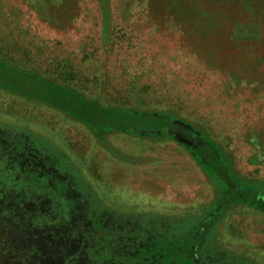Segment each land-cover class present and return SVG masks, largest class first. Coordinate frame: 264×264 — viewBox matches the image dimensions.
I'll return each mask as SVG.
<instances>
[{"label": "rangeland", "instance_id": "374dc122", "mask_svg": "<svg viewBox=\"0 0 264 264\" xmlns=\"http://www.w3.org/2000/svg\"><path fill=\"white\" fill-rule=\"evenodd\" d=\"M0 57L103 106L173 116L188 136L97 137L0 89V128L67 156L94 199L81 200V224L68 231L43 182L18 176L28 182L19 191L1 183V234L15 224L37 233L45 249L27 254L28 264H182L190 260L188 233L206 213L213 232L191 262L217 264L232 252L264 264V208L232 196L236 187L264 190V0H0ZM211 154L233 190L205 173Z\"/></svg>", "mask_w": 264, "mask_h": 264}, {"label": "trees", "instance_id": "16d2710c", "mask_svg": "<svg viewBox=\"0 0 264 264\" xmlns=\"http://www.w3.org/2000/svg\"><path fill=\"white\" fill-rule=\"evenodd\" d=\"M0 89L58 110L81 122L97 137L115 131L156 137H162L163 135V138L175 137L183 142H186L188 137L183 133L185 128L183 121L173 116L167 117L165 115L154 114L139 116L134 112L103 106L97 99L87 97L74 85L60 83L59 81L43 77L38 70H24L17 66L10 65L9 62L1 57ZM190 138L192 144L193 137L190 136ZM0 156H2V160L5 158L4 161L6 162H4V167H0V184L2 183L3 185L5 181V185L9 189L19 191L23 188V185L28 184V182L21 181L18 176L37 180L39 182L41 181L46 185L47 190H49L47 191L48 194H51L54 198H58V206L61 209L59 218L62 223L68 222V231L71 229V224L74 225L75 222L81 224L79 218L83 207L81 206V200L84 199L85 196L91 197L87 195L88 193H84L85 190H81V188H87L85 186L86 183L83 180L79 185V181L77 180L78 174L73 171L67 156L27 132L3 128H0ZM200 157V154L196 155L195 160L202 162V157L201 159ZM25 165L26 168L24 169ZM203 167L207 176L215 182L217 186H227L229 189L233 190L230 187L232 182L229 178L228 171L221 160H218L217 156L212 154L208 155ZM29 172L33 173V175H28ZM31 183L30 181L29 184L31 185ZM77 186L80 189H78ZM240 192V187H236L234 194L232 192L230 194H233L232 196L234 199L240 200V198H243L253 206L259 204L264 208V198H262V196L260 197V195H264L263 189H252L247 185V187L242 189V194H240ZM224 199L225 198L220 199L221 204L226 205V203H230V201H227L228 199ZM214 211L215 209L212 213H214ZM207 216V213L204 214V217H202L204 219L198 220L193 226L192 231H189L188 239H190L191 242L186 246L190 248V252L187 254L190 260H184L182 264H199L194 259L191 262V257L192 255L193 258L197 255H200L199 257L202 256V241L206 240L207 234L210 233V231L213 232L211 227L213 222H210L211 225L208 224V222L207 224L204 222ZM15 227V224L11 228L8 227V235L3 236L4 233L1 234V230L4 229L5 226H0V257H5L4 260L0 262H2V264L32 263V260L27 262L23 259L29 253L34 255V257L38 256L41 254V251L45 249H41L38 245V238L33 237L34 234L37 233L32 230L28 232L26 229L22 228L16 229ZM47 233L52 234V232L48 230ZM204 236L205 238L202 240ZM29 239L35 242L29 245ZM158 245L159 242H155V245H152L154 246L152 250L157 248ZM169 247L173 249L174 252L175 245L170 244ZM228 254L229 256L227 258L221 259L226 260L225 262L222 261V264H250L248 258H242L232 252ZM221 260L215 262L220 264ZM148 264L158 263L148 262Z\"/></svg>", "mask_w": 264, "mask_h": 264}]
</instances>
